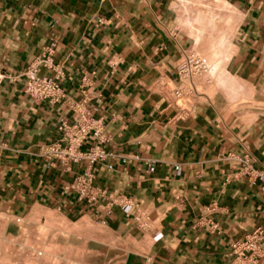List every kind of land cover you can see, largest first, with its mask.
Segmentation results:
<instances>
[{"label":"crops","instance_id":"1","mask_svg":"<svg viewBox=\"0 0 264 264\" xmlns=\"http://www.w3.org/2000/svg\"><path fill=\"white\" fill-rule=\"evenodd\" d=\"M210 19L225 49L180 104L169 89ZM49 48L61 102L35 101L21 77L0 84V264H233V241L264 224V183L224 161L264 168V0H0V72ZM78 102L117 154L95 167L92 204L70 188L87 162L44 156Z\"/></svg>","mask_w":264,"mask_h":264},{"label":"built area","instance_id":"2","mask_svg":"<svg viewBox=\"0 0 264 264\" xmlns=\"http://www.w3.org/2000/svg\"><path fill=\"white\" fill-rule=\"evenodd\" d=\"M52 53L53 49L49 48L46 54L36 57L19 73L0 72V84L4 79L16 81L21 77L23 78V90L35 101H49L52 104L61 102L66 98V91L57 79L63 75V71L61 66L54 61ZM42 67L55 71V77L39 75ZM211 71L212 67L207 58L193 49L184 50L183 58L177 67V85L169 91L176 98H182L186 94L187 83L192 85L193 90H197L196 79L207 77ZM83 81L87 82L85 77ZM164 85H167L166 81H164ZM84 102L74 104L76 117L73 123L65 118L60 120L59 130L62 132V137L58 142L46 147L44 156L50 161L56 159L62 162L86 161V168L77 175L70 188L78 193L79 199L92 204L104 193L94 184L97 177L95 167L100 164L112 171L114 169L113 160L117 154L104 148V145L109 141V136L102 122L87 113ZM90 137L94 138V143L83 149ZM224 161L236 165L239 175L247 176L251 181L260 179L264 183V168L255 166V160L250 153L244 155L230 153L224 157ZM175 169L180 171V166L176 165ZM151 170H154V167H151ZM116 201L123 205L125 211L131 210L132 205L123 197H119ZM212 209L214 208L212 207ZM210 223L213 229H220L218 223ZM263 241L264 224L255 227L244 238L233 241L231 253L233 264H258L260 259L264 258V246L261 245Z\"/></svg>","mask_w":264,"mask_h":264},{"label":"rangeland","instance_id":"3","mask_svg":"<svg viewBox=\"0 0 264 264\" xmlns=\"http://www.w3.org/2000/svg\"><path fill=\"white\" fill-rule=\"evenodd\" d=\"M205 14L209 15L210 8H202ZM202 37H208V39H202L200 41V53L203 57L207 58L212 64L215 62L219 55L225 49V43L227 42L225 38L229 36L230 31H226L225 26L220 23L219 19H210L206 23L200 24ZM197 92L202 93L203 88L197 87ZM178 103L186 104L190 103V99L186 96L178 99Z\"/></svg>","mask_w":264,"mask_h":264}]
</instances>
